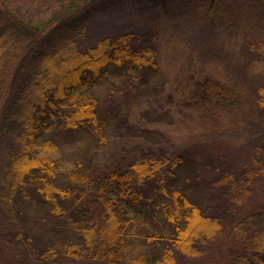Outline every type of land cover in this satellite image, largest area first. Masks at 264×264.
Wrapping results in <instances>:
<instances>
[{"label": "trees", "instance_id": "16d2710c", "mask_svg": "<svg viewBox=\"0 0 264 264\" xmlns=\"http://www.w3.org/2000/svg\"><path fill=\"white\" fill-rule=\"evenodd\" d=\"M103 1L67 0L48 21L18 17L0 32V120L19 125L0 167L1 206L12 218L16 196L32 187L51 208L57 246L45 252L47 260L59 252L105 264H176L203 257L219 239L229 249L222 264L264 257V226L249 228L237 217L226 226L202 199L210 187L225 205L242 206L264 180V145L254 146L240 174L212 182L194 158L145 154L105 181L80 184L79 165L59 184L60 160L52 154L62 149L60 139L69 147L83 141V152L106 146L121 111L113 92L148 84L162 70L158 48L134 33L79 48L91 8ZM249 50L264 60V38ZM256 97L264 109V86Z\"/></svg>", "mask_w": 264, "mask_h": 264}, {"label": "rangeland", "instance_id": "374dc122", "mask_svg": "<svg viewBox=\"0 0 264 264\" xmlns=\"http://www.w3.org/2000/svg\"><path fill=\"white\" fill-rule=\"evenodd\" d=\"M66 1L0 0V32L18 17L48 21ZM123 33L141 35L158 48L161 74L148 84L113 92L121 111L108 128L106 146L83 152V141L69 147L60 139L62 149L52 154L60 160L59 184L69 182L79 165L80 184L105 181L145 154L194 158L207 182L240 174L254 146L264 145V109L256 101V90L264 86V60L249 50L264 38V0H107L91 8L78 46L86 50ZM18 131V123L0 120V167ZM216 191L206 187L202 199L226 226L236 217L249 228L264 226V180L239 207L219 201V193L214 198ZM15 201L12 218L0 204V264H105L59 252L45 259V252L57 246L51 208L32 187ZM223 240L206 246L203 257H182L176 264H222L229 252ZM259 260L264 264V257Z\"/></svg>", "mask_w": 264, "mask_h": 264}]
</instances>
